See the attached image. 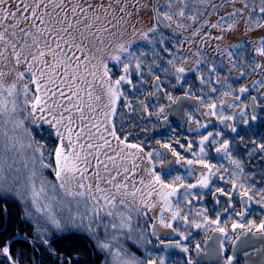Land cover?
<instances>
[{
    "label": "snow or ice",
    "instance_id": "1",
    "mask_svg": "<svg viewBox=\"0 0 264 264\" xmlns=\"http://www.w3.org/2000/svg\"><path fill=\"white\" fill-rule=\"evenodd\" d=\"M242 262L264 0H0V264Z\"/></svg>",
    "mask_w": 264,
    "mask_h": 264
},
{
    "label": "flooded vegetation",
    "instance_id": "2",
    "mask_svg": "<svg viewBox=\"0 0 264 264\" xmlns=\"http://www.w3.org/2000/svg\"><path fill=\"white\" fill-rule=\"evenodd\" d=\"M221 11H223V9ZM242 264H243V262H242Z\"/></svg>",
    "mask_w": 264,
    "mask_h": 264
}]
</instances>
